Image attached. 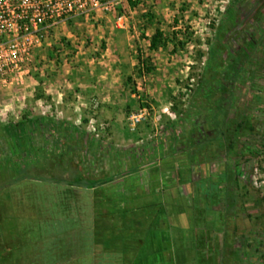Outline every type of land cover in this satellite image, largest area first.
Masks as SVG:
<instances>
[{
	"label": "rangeland",
	"instance_id": "1",
	"mask_svg": "<svg viewBox=\"0 0 264 264\" xmlns=\"http://www.w3.org/2000/svg\"><path fill=\"white\" fill-rule=\"evenodd\" d=\"M135 1L117 7L111 20L123 31L112 53L123 73L121 101L91 128L107 153H43L39 145L50 142L34 137L23 149L11 130H0V173L9 180L14 174L6 167L14 163L18 174L35 177L0 190L2 217L24 232L29 244L23 253L41 227L74 229L80 237L89 226L103 228L101 210L113 213L108 205L114 203L122 208L115 212L120 220L108 217L107 223L142 229L141 237L133 231L134 239L123 235V244L139 248L137 239H143L141 256L153 253L154 263L264 264V0ZM231 4L236 13L226 22ZM105 14L86 18L95 25ZM81 18L68 21L65 29ZM58 27L60 44H52L45 57H55L69 44ZM74 28L72 39L79 45L85 37L79 26ZM156 28L169 40L150 50ZM249 39L262 42L250 49ZM245 47L251 64L239 66ZM148 58L154 69L139 74V62ZM42 63L33 57L29 74L7 88L22 85ZM142 108L145 119L131 127L128 113ZM243 116L249 128L237 131L229 148L220 131L233 132ZM80 178L82 185H74ZM93 178L107 185L92 193L91 223L83 198L88 200L94 182L99 185ZM227 189L233 200L227 199Z\"/></svg>",
	"mask_w": 264,
	"mask_h": 264
},
{
	"label": "crops",
	"instance_id": "2",
	"mask_svg": "<svg viewBox=\"0 0 264 264\" xmlns=\"http://www.w3.org/2000/svg\"><path fill=\"white\" fill-rule=\"evenodd\" d=\"M114 16L115 12H108L101 18L104 22L95 25L88 23L91 18L83 17L81 22L69 26L68 30L65 29L68 22L61 23L57 30L66 31L61 34L69 44L64 49L60 48V53L55 57L54 54H48L47 57L43 54L51 49L52 44L59 46L60 39L56 30L41 47L34 50L33 57L44 59L46 64L42 63L39 72L36 75L31 73L22 85L0 90L1 132L11 130L14 138L23 144V149L26 140L33 137L36 141L39 138L41 142H50L49 146H43L42 143L39 145L43 153H107L97 145L98 141L91 133V128L109 117L124 92L122 68H119L117 56H112L117 48L113 44L123 34L118 27L113 28L111 20ZM76 26H79L83 34L80 36L85 37L84 42L79 40V45H75L71 33ZM87 40L90 44H85ZM18 152L21 153V150ZM93 180H98L99 185L96 183L90 186V197L88 200L83 198V207H86L84 213L90 215L91 223L94 221L92 193L99 186L107 185L101 179ZM139 195L146 198L150 196ZM136 197V194H132L130 199ZM108 206L114 212L109 214L106 208L101 210L100 215L106 222L103 228L95 231L94 227L89 226L90 232L86 235L81 231V237L76 236L77 233L74 235L75 231L72 233L74 229L60 231L49 225L41 227L33 245L23 251L22 263L157 264L153 256L149 257L153 253L148 251L146 256H141L144 253L143 239H137L141 243L139 248L132 245V242L123 244V235L131 238L129 234L133 231L138 232L135 233L136 237H141L142 229L120 228L117 224L107 223L108 217H111L109 221L118 222L119 215H115V212L122 209H117L114 203ZM75 242H80L79 248Z\"/></svg>",
	"mask_w": 264,
	"mask_h": 264
},
{
	"label": "built area",
	"instance_id": "3",
	"mask_svg": "<svg viewBox=\"0 0 264 264\" xmlns=\"http://www.w3.org/2000/svg\"><path fill=\"white\" fill-rule=\"evenodd\" d=\"M128 1L0 0V88L22 82L33 65L34 50L50 38L58 25L113 12ZM145 115L143 108L132 111L127 121L134 127Z\"/></svg>",
	"mask_w": 264,
	"mask_h": 264
},
{
	"label": "trees",
	"instance_id": "4",
	"mask_svg": "<svg viewBox=\"0 0 264 264\" xmlns=\"http://www.w3.org/2000/svg\"><path fill=\"white\" fill-rule=\"evenodd\" d=\"M135 0H130V3L133 5L135 4ZM226 13L228 14L225 17L226 22L233 20L234 14L236 13V7L235 5L231 4L230 6L227 7L226 9ZM261 31V36L263 35V30H259ZM169 39L167 37H164V33L163 31H161L159 28H156L154 33L151 35V37L149 38V49L150 50H155L158 47H162L165 46L167 41ZM262 40H256L254 41L253 39H249V45H250V49H255L257 48V46L259 44H261ZM246 48V58L244 60L241 61V63L239 64V66L241 65H250L251 64V59L248 55L249 53V49L248 47ZM149 58L144 61V62H139L138 66H137V71L140 74L142 71H144L145 73H149L151 72L154 67L153 65L148 61ZM236 61V59H235ZM237 62V61H236ZM131 77L128 76L126 77V82L130 81ZM223 126V125H222ZM223 128V127H221ZM225 128V127H224ZM249 128L248 125V120L245 116L241 117L240 119H238V121L235 122V129L233 130V132H231L229 130V128H225V131H223L224 129H221L220 134H221V138L222 141H224L225 143H227L229 148L233 147L234 144V140L235 137L234 135L237 134V131L239 130H244ZM261 147L264 148V137L262 139L261 142ZM15 164L13 163L12 165L9 164L8 167H6L7 172L9 173L10 171V176H11V172L12 175L14 174V176L4 178L3 174L0 173V190L16 183L17 181H20L23 178H29V179H35L34 176H32L31 174L27 175V176H22L21 174H18L16 167L14 166ZM2 165H0L1 167ZM16 170V171H14ZM81 182L83 183V179L80 178L77 182L73 183L74 185H82ZM95 185V182H94ZM93 186V185H92ZM226 197L227 199L231 198V194L230 191L227 189L226 190ZM233 200V199H230ZM1 196H0V264H22V249L23 246L29 244V241L26 239H22L24 236V232H22L20 229L19 230H15V223L12 222L13 220H8L6 218L2 217V205H1ZM13 224V225H12ZM11 227V228H9Z\"/></svg>",
	"mask_w": 264,
	"mask_h": 264
}]
</instances>
